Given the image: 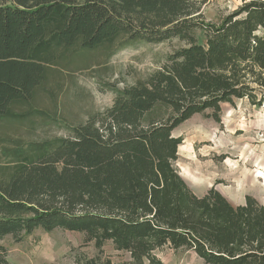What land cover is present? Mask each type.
Instances as JSON below:
<instances>
[{
	"label": "trees",
	"instance_id": "1",
	"mask_svg": "<svg viewBox=\"0 0 264 264\" xmlns=\"http://www.w3.org/2000/svg\"><path fill=\"white\" fill-rule=\"evenodd\" d=\"M240 1L210 23L205 0H0V118L32 114L67 52L184 42L144 79L114 88L112 104L69 136L0 164V239L82 232L97 250L83 264H111L100 262L105 241L129 253L122 264H165L153 251L167 244L207 264H264V203L246 195L234 205L213 186L197 196L172 165L183 140L172 130L184 120L211 110L219 121L235 99L264 105V0Z\"/></svg>",
	"mask_w": 264,
	"mask_h": 264
},
{
	"label": "rangeland",
	"instance_id": "2",
	"mask_svg": "<svg viewBox=\"0 0 264 264\" xmlns=\"http://www.w3.org/2000/svg\"><path fill=\"white\" fill-rule=\"evenodd\" d=\"M204 3L203 19L210 23L219 22L241 5L240 0ZM195 34L201 42L203 33L196 30ZM183 45L176 38L159 43L136 40L115 50L65 53L51 68L47 83L36 90L29 106L32 114L18 121L0 118V164L9 158L12 161L13 154L31 143L69 136L73 127L112 104L114 88L144 79ZM220 108L219 121L207 110L172 130V135L183 139L172 165L197 196L213 186L234 205L242 204L246 195L264 203V105L255 107L243 98ZM159 111L169 113L163 108ZM102 246L100 262L108 259L111 264H122L130 259L128 252L117 250L110 241ZM153 255L165 264H207L193 251L168 244ZM96 256L93 241L85 242L82 232L36 228L20 241L10 235L0 239V258L4 260L0 264H83Z\"/></svg>",
	"mask_w": 264,
	"mask_h": 264
}]
</instances>
